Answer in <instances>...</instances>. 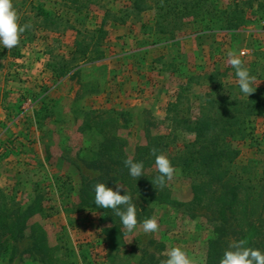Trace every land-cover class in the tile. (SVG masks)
Segmentation results:
<instances>
[{"label":"rangeland","instance_id":"rangeland-1","mask_svg":"<svg viewBox=\"0 0 264 264\" xmlns=\"http://www.w3.org/2000/svg\"><path fill=\"white\" fill-rule=\"evenodd\" d=\"M261 1L262 7L252 18L260 20H247L242 28L218 30L216 18L209 14L204 22L200 18L185 21L181 29H175L176 37L168 39L171 35L156 29V11L136 12L132 0H101L90 5L78 21L67 0H13L18 22L29 24L27 30L34 36L30 39L22 33L13 48L0 47V189L3 203L13 212L19 207L25 210L39 199L42 210L32 215L30 223L37 221L43 226L49 246L56 247V257L73 264H85L83 254L92 264H161L168 250L179 247L191 264L205 263L209 239L217 236L216 228L223 221L216 213L190 205V182L178 168L171 180L175 202L144 203L138 195L133 196L137 227L131 232L123 228L120 219L112 221L110 214L103 220L100 212L79 203L85 178L99 174L81 157L99 150L103 140L94 129H79L82 111L96 109L104 117L124 112L117 132L125 140L128 156L145 143V123L153 117L149 120L154 122L151 132L170 133L164 155L171 161L177 150L194 138L189 125L205 105L210 72L230 65L229 52L243 53L240 59L264 98ZM207 3L214 11L216 2ZM31 4H43L63 15L74 28L45 29L35 18L24 19L23 15H30ZM109 10L126 20L117 22L112 13L107 15V33L100 44L103 58L96 61L98 65L74 78L55 76L49 63L70 58L75 52L77 39L82 38L76 28L95 29ZM207 22L210 30L202 28ZM225 81L227 85L217 95L246 97L237 81L232 87L228 84L231 78ZM45 97L54 99L45 113L49 117L37 121L35 109ZM251 126L252 134L236 141L240 149L236 162L256 159L262 171L264 114L254 116ZM116 184L127 189L121 182L110 187ZM152 217L158 230L145 233L141 222ZM28 225L24 237L13 242V257L11 252L1 256L0 264H49L47 256L31 250Z\"/></svg>","mask_w":264,"mask_h":264},{"label":"trees","instance_id":"trees-1","mask_svg":"<svg viewBox=\"0 0 264 264\" xmlns=\"http://www.w3.org/2000/svg\"><path fill=\"white\" fill-rule=\"evenodd\" d=\"M75 19L82 20L90 5L98 4L101 0H67ZM214 11L208 9V0H132V9L136 12L151 8L156 11V29L158 32L176 37L175 29L179 30L187 20H207L209 14L216 18L218 30L230 31L246 26L247 20L256 16L257 10L262 7L261 0H212ZM13 2V0H12ZM207 7V8H206ZM30 15H23L24 19L35 18L38 25L45 29L60 30L74 28L71 21L43 4H31ZM115 16L113 20L125 22V18L115 12L106 11L101 25L95 29L76 28L77 39L75 52L70 58L61 59L58 63H49L55 76L74 78L88 67L98 65L96 61L103 58L100 44L106 36L105 25L107 15ZM171 25V29H169ZM211 29L207 22L202 27ZM30 39L34 34L25 30ZM165 39V40H168ZM26 43V41H22ZM16 54H20L19 51ZM244 63V62H243ZM242 63V64H243ZM245 67V65H243ZM232 71V72H231ZM231 72V73H230ZM70 73V74H69ZM69 74V75H68ZM231 78L228 84L232 87L236 83L235 71L231 65L224 68H213L209 75V85L205 92V105L198 114H194L189 130L194 138L177 150L172 156L173 166L178 168L190 182L192 198L191 206L216 213L223 224L216 228L217 236L211 237L204 264H219L223 253L229 245L244 239L247 246L264 252V169L259 171L256 159H249L245 163L237 164L236 159L240 149L236 141L250 136L253 132L251 120L254 116L264 114V98L258 91L256 83L253 93L246 97L235 94L217 95L216 92L226 86L225 79ZM255 86V87H254ZM89 92L93 88L88 89ZM43 98L39 107L35 109L37 121L49 117L45 113L51 98ZM83 117L79 127L81 131L94 129L102 135L99 150L89 151L83 157L85 164L98 169L99 174L93 178H85L79 191V203L92 210L100 212L103 220L110 214L112 221L119 220L113 210L98 208L94 204V185L105 183L110 187L116 182L125 184L127 189L121 194H129L132 198L138 195L144 203H173L171 180L166 187L154 186L152 180L159 174L155 168L156 154H164L169 146V134L151 132L154 122L146 120V141L136 147L133 156L125 153V140L117 132L119 116L104 117L96 109L82 111ZM81 152V151H80ZM131 157L134 161H142L144 176L139 179L129 176L124 166V159ZM173 178V177H172ZM42 210L39 199L22 210L20 207L13 212L8 204L3 203L0 189V258L11 252L16 245L13 242L24 237L29 223L30 236L33 239L31 250L47 256L49 264H73L64 262L56 257V247L49 246L43 226L39 222L30 223L34 213ZM110 220V221H111ZM85 264H92L87 255H82Z\"/></svg>","mask_w":264,"mask_h":264},{"label":"clouds","instance_id":"clouds-1","mask_svg":"<svg viewBox=\"0 0 264 264\" xmlns=\"http://www.w3.org/2000/svg\"><path fill=\"white\" fill-rule=\"evenodd\" d=\"M12 0H0V47L11 49L19 43L20 35L30 27L29 24H20ZM234 52L228 53V63L235 71L236 81L240 93L245 96L252 94L255 77L250 75L249 70L243 66L240 56ZM155 155V168L158 175L152 180L154 186L166 187V182L171 180L176 169L170 159L164 154ZM124 166L128 169L129 176L139 179L144 176L142 161H134L131 157L124 159ZM120 184L109 187L105 183L94 185V204L98 208L111 209L119 217L124 229L131 232L137 227L136 205L132 203V197L125 192ZM142 227L145 233H155L158 224L155 217L144 219ZM161 264H191L187 254L179 247H172L167 252V258ZM219 264H264V252L247 246V241L241 239L229 245L223 253Z\"/></svg>","mask_w":264,"mask_h":264}]
</instances>
